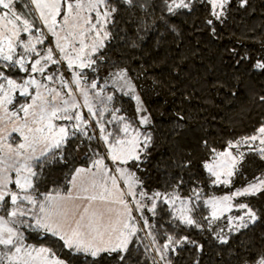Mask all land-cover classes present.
I'll return each instance as SVG.
<instances>
[{
	"label": "snow or ice",
	"instance_id": "snow-or-ice-1",
	"mask_svg": "<svg viewBox=\"0 0 264 264\" xmlns=\"http://www.w3.org/2000/svg\"><path fill=\"white\" fill-rule=\"evenodd\" d=\"M194 2L162 0L166 15H161L159 21L169 25L168 17L180 14L181 10L191 12ZM230 2L208 0L215 21L224 22ZM239 3L245 7L248 0H239ZM25 7L26 12L19 11V0H0V9L5 10L0 16L3 21L0 24V111L4 113L0 124L12 125L10 129L0 127V264H74V261L75 264H100L104 258L115 264H129L133 252L138 251L137 243L149 257V264H173L169 253L178 255L185 246L194 247L197 253L203 252L202 243L189 235L176 234L181 228H195L217 243L227 245L231 235L264 220V209L232 203L235 197L264 192V177H257L231 195L203 199V205L210 209L208 215H198L201 193L197 189H192L193 195H180L182 178L170 185L171 191H154L149 195L143 190L137 171L148 161L153 146L151 132L141 130L150 125V116L144 114L147 110L127 67L112 64L103 76V83L100 77L109 64L106 49L114 39L112 28L117 24V16L122 10L133 17L147 13L150 7L154 8L151 0H25ZM214 20H206L213 34L216 33ZM155 25L156 19H153L146 28ZM44 29L54 39L46 48L38 49L37 45H44L48 39ZM170 30L174 31L175 26ZM22 33L27 34V39L22 38ZM131 46L135 47V42ZM18 48L22 51L18 52ZM232 51L238 57L237 65L251 60L247 52L241 56L237 50ZM65 64L71 73L70 80L61 72ZM252 69L264 73V58L257 59ZM9 73L24 75L16 79ZM89 73L95 75L90 78ZM57 80L60 89L49 86ZM109 83L115 92L136 101L139 126L118 116L119 108L110 107L116 97L108 94ZM18 98L23 102L14 111L10 110L8 106ZM259 102L264 104V95L259 96ZM82 108L87 109V118L80 111ZM105 113L111 114L109 124L117 121L123 125L118 133L107 130ZM178 119L183 121L185 117L178 114ZM92 120L100 130L99 139L104 142L106 152L101 154L89 145L93 158L87 167L74 169L67 191L41 192L38 182L43 169L57 161V157V162L67 163L64 149L70 140L81 139L83 143L96 138L88 131ZM63 121L68 123H58ZM12 133L20 137L15 146L9 142ZM203 145L213 157L211 162L203 164L213 178L212 183L229 185L247 155L240 151L241 145L264 160V123L256 134L229 141L223 151L211 147L207 140ZM80 147L77 145V149ZM106 160H111L118 175L113 174ZM191 164V159L183 158L173 162L174 167L181 169L190 168ZM118 180H123L126 190L119 186ZM127 197H132V201ZM130 203L135 204L134 209ZM234 207L243 210V214L228 215L227 224L221 226L225 213ZM145 210L153 217L162 212L169 215L168 223L174 225L175 231L164 233V243L158 242L156 224L149 222ZM134 212L140 213L139 219ZM139 220H143V227H138ZM144 229L148 231L142 238L139 233ZM26 232L35 234L41 243H27ZM146 239L148 243H144ZM194 264H199V260ZM242 264H264V251L255 259L251 255L243 258Z\"/></svg>",
	"mask_w": 264,
	"mask_h": 264
},
{
	"label": "trees",
	"instance_id": "trees-1",
	"mask_svg": "<svg viewBox=\"0 0 264 264\" xmlns=\"http://www.w3.org/2000/svg\"><path fill=\"white\" fill-rule=\"evenodd\" d=\"M151 4L154 8L150 7L147 13L135 17L123 10L119 13L117 24L112 28L114 39L106 49L109 64L105 69L112 64L129 69L147 110L145 113L151 119L150 125L141 129L152 134L151 154L142 169L137 171L145 191L149 195L154 191H171L170 185L182 178L180 195H193L192 189H197L201 193L198 215H208L209 208L202 200L223 195L227 189L214 185L213 178L204 169L203 164L212 153L204 147L203 141L207 140L211 147L223 151L229 141L256 134L264 123V104L259 102V96L264 95V73L252 69L257 59L264 58V0H248L245 7H240L239 0H231L223 23L211 16L208 0H195L191 12L181 10L180 14L168 17L169 25L159 21L161 15H166L162 0H151ZM18 10L24 11L22 8ZM153 19H156L154 28H146ZM208 19L214 20L215 34L206 24ZM172 26H175L174 31L170 30ZM24 37L27 38L26 33H22ZM133 42L135 47L131 46ZM47 43L37 45L38 49L46 47ZM233 49L241 56L249 53L251 60L237 65L238 57L233 55ZM17 51L22 50L18 48ZM9 75L19 79L24 74ZM107 90L116 97L110 107L120 109L117 115L139 126L133 99L115 92L112 87ZM178 114L185 119L180 121ZM104 118L109 131L118 133L123 126L117 121L109 124L110 113H105ZM88 131L96 138L83 140V143L81 139L70 140L64 149L67 163L57 162V157V161L43 169L38 182L41 192L67 191L74 169L87 167L93 158L88 151L89 145L104 154L96 129L91 126ZM77 145L81 147L77 149ZM181 158L191 159V167H174L173 162ZM253 161L251 178L263 177L264 160L256 155ZM239 177L243 180L244 176ZM247 202L254 209H264L262 201L249 199ZM162 207L166 209L167 205ZM169 219L167 212L152 216L164 240L165 232L172 234L175 231L174 225L168 223ZM176 234L189 235L204 247L203 252L197 253L194 247L185 246L178 255H173L175 264H194L197 259L199 264H242L243 258L251 255L255 259L264 251V220L242 230V233L231 235L227 245L217 243L207 233H200L195 228H181ZM139 235L146 236L143 231ZM26 236L27 243H41L35 234L26 232ZM135 247L138 251L133 252L129 264H149L143 247L139 243ZM100 264L115 262L104 258Z\"/></svg>",
	"mask_w": 264,
	"mask_h": 264
},
{
	"label": "rangeland",
	"instance_id": "rangeland-1",
	"mask_svg": "<svg viewBox=\"0 0 264 264\" xmlns=\"http://www.w3.org/2000/svg\"><path fill=\"white\" fill-rule=\"evenodd\" d=\"M19 8H22L25 12L27 11V8L25 7V0H19ZM4 11H5V10L0 9V16L3 15ZM33 15H37V16H38V13H33ZM58 19H60V18H58ZM0 24H3V21H0ZM41 27H43V26L41 25ZM44 32H45V35L48 36V39H47L46 41L48 42V43H47V46H49V44L51 43V41H52L54 38H52V37L50 36V34L47 33V30H46V29H44ZM23 39H25V37H24ZM26 39H27V38H26ZM40 46H41V45H40ZM42 46H44V45H42ZM47 46H46V47H47ZM46 47H44V48H46ZM61 72L65 75L66 79H68V80L71 79V73L67 70V66H66V64H65L64 67L61 69ZM106 73H107V70L105 69V70L102 72L101 77H100V82H101V83H103V76L106 75ZM58 75H59V73H58ZM94 75H95V74H93V73H89V77H90V78L93 77ZM36 76H37L38 79L41 78L39 74H36ZM49 86H50V87H55V88H57V89H60V87H61L59 80L55 81V83H50ZM108 87H112L110 83H109V86H108ZM63 91L66 93V92H67V89H63ZM107 92H108V90H107ZM108 94H109V93H108ZM137 94H138V93H137ZM15 95L18 97V93L15 94ZM77 95H78V94H77ZM79 99H80V103L83 104V99H82V98H79ZM133 101H134L135 106H136V108H137L136 101H135V100H133ZM141 101H142V100H141ZM22 102H23L22 98H18V99H16V100H14V104H13V105H9L8 107H9L10 110L14 111L15 108L19 106V103H22ZM142 104H143V102H142ZM143 107H144V105H143ZM80 111H82V113L85 114V117H86V116L88 117L87 109H86V108H82V109H80ZM144 114L147 115L146 113H144ZM2 116H4V113H3L2 111H0V117H2ZM5 119H7V118L5 117ZM63 122H66V121H63ZM58 123H62V122H58ZM104 123L106 124L107 130L109 131L108 124H107V121H106L105 118H104ZM64 124H67V122L64 123ZM11 126H12V125H11L10 123H7V124H0V127H5V128H7V129H10ZM91 126H92V128L94 127V128L96 129L97 134H98V137H100V130H99V128L96 126V121H95V120H92V121H91ZM95 133H96V132H95ZM9 142L12 143L13 146H15L16 143H19V142H20L19 134H18V133H12V134H11V139H10ZM256 143L258 144L259 142L257 141ZM101 144L103 145V153H105V152H106V148H105L104 142H103L102 140H101ZM232 151L235 152L236 149H232ZM240 151H242V152H246V153H247L244 163L240 166V171H239L238 173L234 174L233 178L231 179V183H230L229 185H223V184L220 185V186H222V187H225L227 190L225 191V193H224L223 195L216 196V197H222V196H224V195H231V194H232L233 192H235L237 189H242V188L248 186V184H249L250 182H253V181L256 179V177H255L254 179L251 178V177H252V171H253V168H251V167H252L253 162H254L253 159L255 158V156H256L257 154L248 152V149H247L246 146H244V145H241V146H240ZM212 158H213V157L208 158L207 161H208V162H211ZM106 164L109 166V168H111V169L113 170V174H114V175H118V174H116L115 171H114V165L112 164L111 160H106ZM13 175H14V174H13ZM239 175L244 176V177H243V180L239 177ZM137 176L139 177L138 173H137ZM263 177H264V176H263ZM140 180H141V179H140ZM118 184H119V186H120L121 188H124V189L126 190V187H125V185H124V183H123V180H118ZM143 190L145 191L144 188H143ZM127 199H128L129 201H132L133 198H132V197H127ZM249 199H255V200H258V201H260V202H261V201L264 202V192H260V193H258V194L255 195V196H241V197H235L234 200L232 201V203H233V204H239V203H247V204H248L247 201H248ZM178 205H179V202H177V206H178ZM115 207L119 208V205H116ZM130 207H132V208L134 209V208H135V204L130 203ZM209 211H210V209H209ZM242 214H243V210H239L238 208H235V207H234V208L232 209L231 212L225 213V216H224V218H223V221H225L224 219H226V217H227L228 215L240 216V215H242ZM133 215H134L137 219H139L140 213H138V212H134ZM144 215L147 216V217L149 218V222H150V223H153L151 213H148V212L145 210ZM226 224H227V219H226V221H225V224H222L221 226H225ZM138 227H143V220H139ZM147 231H148L147 229H144V230H143V232L145 233V235H146ZM154 231H157V232H158V242L161 243V244L164 243L165 240L163 239V237H162L160 231L157 229V227L154 229ZM225 232H227V228H226V227H225ZM169 255H170V258H171L172 261H173V264H175V263H174V259H173V254L169 253ZM158 259H159V257H157V260H158Z\"/></svg>",
	"mask_w": 264,
	"mask_h": 264
}]
</instances>
